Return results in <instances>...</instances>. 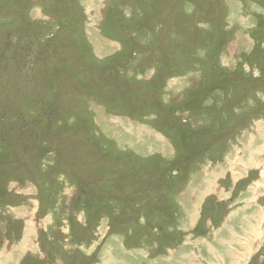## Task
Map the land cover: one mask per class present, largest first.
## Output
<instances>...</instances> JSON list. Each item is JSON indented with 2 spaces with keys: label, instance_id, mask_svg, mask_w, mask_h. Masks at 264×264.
<instances>
[{
  "label": "rangeland",
  "instance_id": "374dc122",
  "mask_svg": "<svg viewBox=\"0 0 264 264\" xmlns=\"http://www.w3.org/2000/svg\"><path fill=\"white\" fill-rule=\"evenodd\" d=\"M0 264H264V0H0Z\"/></svg>",
  "mask_w": 264,
  "mask_h": 264
},
{
  "label": "crops",
  "instance_id": "0c3cea01",
  "mask_svg": "<svg viewBox=\"0 0 264 264\" xmlns=\"http://www.w3.org/2000/svg\"><path fill=\"white\" fill-rule=\"evenodd\" d=\"M105 252V251H104Z\"/></svg>",
  "mask_w": 264,
  "mask_h": 264
}]
</instances>
